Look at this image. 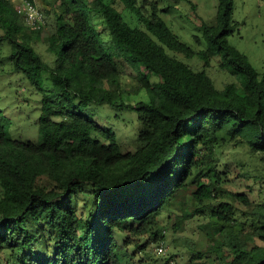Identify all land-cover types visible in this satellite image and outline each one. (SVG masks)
I'll return each mask as SVG.
<instances>
[{
	"label": "trees",
	"instance_id": "trees-1",
	"mask_svg": "<svg viewBox=\"0 0 264 264\" xmlns=\"http://www.w3.org/2000/svg\"><path fill=\"white\" fill-rule=\"evenodd\" d=\"M55 1L56 27L48 37L57 57L52 67L32 43L47 23L34 29L12 0H0V43L11 46L14 70L41 91L46 72L56 91L42 98L40 142L13 138L0 123V264H124L117 234L132 235L126 245L134 241L145 251L140 238L182 191L192 189L200 205L224 193L226 171L190 181L211 163L221 133L245 141L264 160V70L228 42L233 0H219L215 25L197 17L207 45L198 52L165 21L158 0ZM187 1L196 13V4ZM40 10L47 20L49 11ZM196 56L205 66L219 57L220 69L237 82L219 90L205 68L186 61ZM120 58L139 72L143 85L134 94L145 100L124 99L129 93L121 86ZM93 103L137 113L135 150L124 152L112 128L84 115ZM81 194L93 199L88 216L77 208ZM233 198L249 208V220L221 203L211 212L207 253L195 264H207L208 254H217L219 264H264V204L251 209L246 194Z\"/></svg>",
	"mask_w": 264,
	"mask_h": 264
},
{
	"label": "rangeland",
	"instance_id": "rangeland-1",
	"mask_svg": "<svg viewBox=\"0 0 264 264\" xmlns=\"http://www.w3.org/2000/svg\"><path fill=\"white\" fill-rule=\"evenodd\" d=\"M158 1L160 8L166 10L162 13L163 18L180 39L191 44L196 52L206 49L207 45L197 17L202 18L207 24L215 25L218 18L219 0H191L193 4H196V13L192 9V4L187 0ZM233 2L234 34L228 38V42L244 54L255 69L262 72L264 70V0H233ZM36 6L49 11V15L46 14L47 25L41 34L33 35L32 43L44 61L53 67L57 63V57L49 52L48 37L56 27L57 2L40 0L36 2ZM117 7L132 26L138 25L137 18L126 10L123 4L118 3ZM98 24L108 39V34L104 30L105 24L102 20H99ZM28 33H30L29 30ZM2 34L3 31L0 30V36ZM195 36L200 37L199 42L195 40ZM5 44L0 43V123L8 128L13 138L38 143L41 141L38 124L42 98L45 94L55 96L56 91H54L50 75L46 72L43 74V91L32 85L24 74L16 72L9 59L11 46L9 43ZM186 61L197 70L205 68L219 90L224 89L228 84L237 82L232 72L220 69L219 57L213 58L208 66H205L204 61L198 56ZM118 64L122 72L121 86L129 93L124 96V99L128 102L145 100V94H134L143 85L137 69L123 58L118 59ZM56 97L62 98V96ZM78 101L79 99L74 97L71 102L76 104ZM83 112L84 115L102 126L112 128L124 152L133 151L138 146L137 135L141 125L137 113L96 103L83 109ZM221 134H223V139L217 143L214 153L210 156L211 161H207L211 163L198 169L190 181H193L199 173L206 176L213 170L226 171L229 181L222 184L224 193L217 199L204 200L200 205L194 202L192 189L182 191L171 205L163 209L149 234L140 238L141 242L147 244L145 251L139 250L134 241L126 245L125 240L132 235L117 234L124 264H195L200 262L199 255L207 253L208 230L214 220L211 216L213 210H217L221 203H230L237 208L240 220L246 222L250 218L249 208L247 209L245 205L236 201L233 194H246L252 202L251 209L264 204V160H261L260 154H254L245 141L241 139L229 141V136L227 137L224 132ZM203 181H208V179L203 177ZM87 190L89 191V188ZM77 208L88 216L93 208V199L88 194L79 195ZM156 236H158L157 241H155ZM162 241L167 252L165 255H158L156 249ZM208 255L207 264H219L217 254Z\"/></svg>",
	"mask_w": 264,
	"mask_h": 264
},
{
	"label": "built area",
	"instance_id": "built-area-1",
	"mask_svg": "<svg viewBox=\"0 0 264 264\" xmlns=\"http://www.w3.org/2000/svg\"><path fill=\"white\" fill-rule=\"evenodd\" d=\"M19 14L25 17L27 23L34 29H42L46 23L43 12L29 0H13ZM158 255H165L167 248L161 243L156 249Z\"/></svg>",
	"mask_w": 264,
	"mask_h": 264
}]
</instances>
